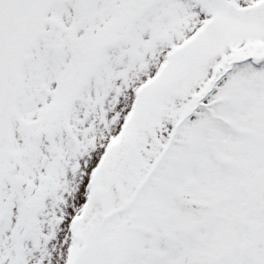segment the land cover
Wrapping results in <instances>:
<instances>
[{
	"label": "snow or ice",
	"instance_id": "obj_1",
	"mask_svg": "<svg viewBox=\"0 0 264 264\" xmlns=\"http://www.w3.org/2000/svg\"><path fill=\"white\" fill-rule=\"evenodd\" d=\"M0 264H264V0H0Z\"/></svg>",
	"mask_w": 264,
	"mask_h": 264
}]
</instances>
